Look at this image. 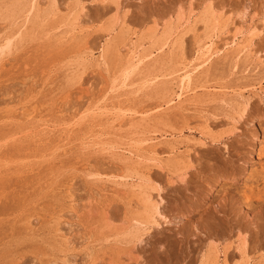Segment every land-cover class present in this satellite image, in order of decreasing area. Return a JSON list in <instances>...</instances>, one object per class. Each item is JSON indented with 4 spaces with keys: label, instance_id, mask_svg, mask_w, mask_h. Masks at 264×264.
<instances>
[{
    "label": "rangeland",
    "instance_id": "obj_1",
    "mask_svg": "<svg viewBox=\"0 0 264 264\" xmlns=\"http://www.w3.org/2000/svg\"><path fill=\"white\" fill-rule=\"evenodd\" d=\"M0 46V264H264V0H0Z\"/></svg>",
    "mask_w": 264,
    "mask_h": 264
},
{
    "label": "bare ground",
    "instance_id": "obj_2",
    "mask_svg": "<svg viewBox=\"0 0 264 264\" xmlns=\"http://www.w3.org/2000/svg\"><path fill=\"white\" fill-rule=\"evenodd\" d=\"M33 7V6H32ZM91 21V20H90ZM244 23H248L247 22V20L244 22ZM256 24V23H255ZM253 26H255V25H253ZM251 30L252 31H255L256 30V28L255 27H252L251 28ZM261 30V29H260ZM230 31V30H229ZM260 32V31H259ZM241 33H240V31L239 32H237V33H235V35H234V38L235 39H237L238 38V36L240 35ZM171 36H172V34H171ZM229 36V35H228ZM235 41V40H234ZM219 42V41H218ZM168 43H166V45H167ZM214 45H215V43H213V41H212V46L210 47V45H208L204 50H202V52L200 53V58L201 57H203L206 53H212V48L214 47ZM1 47V46H0ZM239 47H241L242 49H245L246 47L243 45V43H241L240 44V46ZM259 49V48H258ZM222 52V51H221ZM207 56V55H206ZM263 57V56H262ZM206 58V57H205ZM203 59V58H202ZM144 60V59H143ZM208 60H210V59H208ZM187 78V77H186ZM185 80H187V82L185 83V85H190V83L193 81L192 79H189V78H187V79H185ZM182 84H183V82H182ZM183 86V85H182ZM250 106V105H249ZM248 107V106H247ZM246 111H247V108H246ZM249 111H250V109H249ZM247 113V112H246ZM247 117V116H246ZM245 117V118H246ZM244 118V117H243ZM263 151V150H262ZM261 151V152H262ZM260 152V153H261ZM262 176H263V174H262ZM261 177V176H260ZM259 178V177H258ZM184 181V180H183ZM248 193H250V192H248ZM262 196V195H261ZM260 196V197H261ZM264 196V195H263ZM255 197V196H254ZM257 197H259V196H257ZM259 197V198H260ZM254 199V198H253ZM252 200V199H251ZM154 204H156V203H154ZM252 207H254V206H252ZM246 208H248V207H246ZM256 209V208H255ZM253 210H254V208H253ZM248 212V211H247ZM251 213V212H250ZM142 214H144V216L142 217V223H140V224H137V225H135L134 227H133V231H132V234H133V236L135 237V238H137V239H141L142 238V236H141V233L143 232L142 231V227L144 226V224L143 223H145V224H147L148 225V223H147V221H149L151 218H153V216L155 215L156 216V218H161V219H163L164 218V216H163V214L160 212V210H159V205H158V203L156 204V205H149V207H147L146 209H145V212H143ZM139 216V215H138ZM163 220H166V219H163ZM162 220V221H163ZM140 222V221H139ZM162 224V223H161ZM158 232V231H157ZM143 234H145V233H143ZM151 235V234H150ZM209 235V234H208ZM210 236V235H209ZM147 238V237H146ZM207 239V238H206ZM137 241V240H136ZM141 241V240H140ZM205 241V240H204ZM246 242H248V241H246ZM243 245H241L240 247H239V250H240V252L243 254V256L245 257L246 256V254L249 252H247V250H248V246L245 244V241H244V243H242ZM249 244V243H248ZM154 247V246H153ZM250 250V249H249ZM148 251V250H147ZM197 251V250H196ZM238 251V250H237ZM257 252V251H256ZM198 254V253H197ZM200 254V253H199ZM249 254H250V252H249ZM249 256V255H248ZM250 257V256H249ZM256 260V259H255ZM201 264H218V257H217V252H216V250H215V248H210L209 249V251L207 252V253H205V254H203L202 255V258H201Z\"/></svg>",
    "mask_w": 264,
    "mask_h": 264
}]
</instances>
